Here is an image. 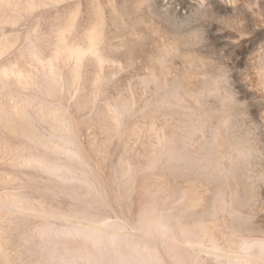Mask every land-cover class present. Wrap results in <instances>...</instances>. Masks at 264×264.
<instances>
[{
    "label": "bare ground",
    "instance_id": "6f19581e",
    "mask_svg": "<svg viewBox=\"0 0 264 264\" xmlns=\"http://www.w3.org/2000/svg\"><path fill=\"white\" fill-rule=\"evenodd\" d=\"M153 1L0 0V264H264V39L244 100Z\"/></svg>",
    "mask_w": 264,
    "mask_h": 264
},
{
    "label": "rangeland",
    "instance_id": "374dc122",
    "mask_svg": "<svg viewBox=\"0 0 264 264\" xmlns=\"http://www.w3.org/2000/svg\"><path fill=\"white\" fill-rule=\"evenodd\" d=\"M200 1L154 0L153 2L154 7L159 16H161L168 22L173 23V25L178 29L190 31L191 29L199 28L200 26V28H202V25H204L203 29L206 28V31L202 35L204 44L208 40V43H206L204 46V50L208 49L207 51L205 50V52L211 53L213 51L211 53V56H214L216 58L215 60L218 61L217 63H219V65L222 67L224 65V67H226V65L228 66L230 70L228 74L230 75V80L233 83L234 88H236L235 90L238 92V96L240 98L244 97V100H250L252 93L246 90L244 84L238 79V76L242 70L241 64L245 60L246 55L249 54V52L253 49L256 43L264 39V25H258L254 29L250 38L248 40H245L241 46L236 47L235 44L231 42L228 43L226 32L223 31V26L229 23L235 24V16L237 15L235 13H238L239 11L236 12V9L229 0H212L211 3L209 2L210 0H205V4L200 3ZM208 3L213 4V6L211 5L212 11L208 9ZM207 35L209 36V39ZM209 43L212 46H210ZM223 48H225V52L227 51L226 57L225 55H223ZM256 133H258V135L260 134L259 138L261 140L264 138V132L261 128L256 130Z\"/></svg>",
    "mask_w": 264,
    "mask_h": 264
}]
</instances>
